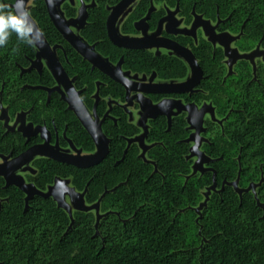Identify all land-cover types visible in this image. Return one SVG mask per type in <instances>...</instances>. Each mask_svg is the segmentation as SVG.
<instances>
[{"label": "trees", "instance_id": "obj_1", "mask_svg": "<svg viewBox=\"0 0 264 264\" xmlns=\"http://www.w3.org/2000/svg\"><path fill=\"white\" fill-rule=\"evenodd\" d=\"M16 0H5L10 6ZM89 17L81 35L97 52L123 70L162 81H181L189 66L168 51L125 49L109 38L110 7L120 0H84ZM180 8L179 17L189 27L193 10L218 24L219 32L240 35L238 45L250 51L264 47V0H139L123 19L120 31L139 35L135 23L144 18L154 3ZM94 4V6H91ZM30 14L47 41L59 45L57 54L75 80L89 110L96 104L103 131L110 139V153L98 165L80 168L47 157L33 160V174L26 179L43 191L56 177L70 179L78 191L86 190L88 205L100 201V219L95 211L60 208L53 198L35 196L26 207V194L17 186H6L0 176V264H264V62L241 60L228 74L225 53L208 39L169 35L190 47L204 71L198 91L192 94H152L157 103L167 97L201 104L209 100L222 126L207 119V141L202 149L211 158L204 173L193 174L188 158L191 134L186 113L174 115L171 126L166 116L149 121L146 158L129 139L142 133L124 108L126 89L93 68L60 33L50 18L45 0H33ZM66 18H76L78 8L70 2L61 7ZM165 7L155 9L149 19L154 32ZM168 36V34L164 33ZM37 48L13 33L0 48V114L8 109L11 120L28 112V121L45 124L62 147L71 139L77 148L92 153L94 140L58 92L51 94L56 79L48 66L42 72L31 68ZM108 113V115H107ZM40 136L29 140L17 130L8 131L0 121V155H19ZM239 179V187L256 184L255 190L240 195L228 183ZM217 183L207 205L197 212L203 191Z\"/></svg>", "mask_w": 264, "mask_h": 264}, {"label": "water", "instance_id": "obj_2", "mask_svg": "<svg viewBox=\"0 0 264 264\" xmlns=\"http://www.w3.org/2000/svg\"><path fill=\"white\" fill-rule=\"evenodd\" d=\"M32 1L33 0H23L20 8L16 9L20 12H27L35 25L32 39L33 44L37 48V55L36 59L32 62L31 68L42 72L46 64L57 82V85L53 88L43 86H38L37 88H43L48 91V102L53 92H58L61 95V98L68 104V108L76 114L85 129L91 135L96 150L92 153L84 152L83 149L77 148L71 139H68L72 151H65L59 143L58 136L56 140L53 141L52 132L45 124L35 125L33 122L28 121V112L26 111L20 112L15 119L14 125H10L9 123L12 120L8 115V109L2 106L0 121L4 122L8 131L17 130L21 132L27 140L33 136H40L42 142L31 145L16 156L12 154L0 155L2 159L0 162V176L4 177L6 180V186L15 185L26 194V207H28L29 200L35 196L53 198L60 208L65 209L69 215L72 216L71 205L67 202V196H69L76 211L87 212L96 209V226H98V221L101 216L99 213L100 201L88 205L85 199L86 190L80 192L74 186H70L68 184V182L71 183L70 179L58 176L55 178L54 183L50 185L46 191H43L38 189L34 183L26 181L25 177L18 173L21 170H30L31 173H34L35 170L32 169V162L38 157H47L80 168H88L103 162L110 153V139L103 131L104 119H100L97 113L99 94L97 93L95 95L96 104L94 109L92 111L89 110L81 97V91L75 86L74 78L69 76L58 57L57 49L59 45L52 46L47 41L37 22L31 16L29 8ZM66 1L72 2L73 0H45L50 18L56 28L64 38L92 64L93 68L99 69L114 81L124 86L127 100L124 104V108L128 111L129 116V106H132L135 101L140 106L141 119L138 126L143 128V132L129 139V145L134 142L138 143L142 149L141 157L145 158L146 152L150 147L146 143L149 134V121L156 119L158 116H166L169 121V126H171L174 115L186 113L188 128L194 130L186 141L189 143L195 142V145L190 148V155L188 158L198 156V160L193 164V174H197L198 171L202 174L208 170L207 165L210 163L211 158L202 149L204 142L202 133L206 130L204 127L205 114L207 112L213 113L214 109L208 105L199 108L198 104L195 102L186 103L182 99L172 96L155 103L150 96L152 94H192L198 91V86L204 78V71L192 49L182 45L169 35H185L195 39L198 29L203 28L205 33L209 35L208 40L214 46H217L216 43H218L219 46L223 47L225 56L231 57L230 63L239 59L248 60L253 65L254 73L256 72L254 58L258 55L257 50L242 54L237 49L231 48V42L234 38L226 37L229 32H219V22L214 25L210 20L197 14L195 9L193 10L194 21L190 28L186 26L182 27V19L178 18L180 11L179 6L174 10H168L167 14L160 19L157 29L151 32L148 19L155 10L154 5H152L148 14L135 23V28L139 32V35H125L120 31V24L139 0H120L116 5L109 8L110 13L107 18L108 35L115 45L125 49H150L158 52L165 49L169 53L182 58L190 69L188 77L181 81H156L158 78L156 72L150 76L148 81L146 77H143L142 80H138V73L132 75L131 71L123 70V58H121L116 65H113L109 59L97 52L95 45H90L81 35V30H83L88 22V9L90 5L82 0L83 4L78 10V16L76 18H66L61 11V7ZM15 3L12 5H15ZM91 6H94V4ZM164 33L168 34V36ZM238 38H240V35ZM228 184L232 185L240 195L251 189L254 191L256 187V184H252L248 188H241L239 187V179ZM208 190V199L205 203L201 204L200 207L207 205L210 194L217 190V183L215 182L211 187H208ZM196 210L197 212H201L198 208H196Z\"/></svg>", "mask_w": 264, "mask_h": 264}, {"label": "rangeland", "instance_id": "obj_3", "mask_svg": "<svg viewBox=\"0 0 264 264\" xmlns=\"http://www.w3.org/2000/svg\"><path fill=\"white\" fill-rule=\"evenodd\" d=\"M67 2H70L72 5H75V6L78 8V10L80 9V7H81L82 4H83L82 0H73L72 2H71V1H67ZM64 3H65V2H64ZM30 5H31V3H30ZM154 7H155V9L160 8V7H165V8L167 9V11H168V10H174V9L169 8L168 6L164 5L163 3H157V2L154 3ZM178 18L181 19L179 16H178ZM119 24H120V23H119ZM214 25H215V24H214ZM182 27H184L183 24H182ZM188 28H190V26H189ZM238 36H239V35H236V34H233V33H228V35H226V37H232V38H234V40L231 42V48L237 49V50H238L240 53H242V54H243V53H250V52H252V51H254V50H257V54H258V55L255 56V58H254V62L256 63V65H257V61H258V60H261V61L264 62V47H262L261 44H258L254 49H252V50H250V51H242L241 48H240V46L238 45V40H239ZM199 37H204V38L208 39V38H209V35H207V34L205 33V31L203 30V28H200V29H198V31H197V35H196V38H195V42H198ZM216 45L219 46L218 43H216ZM161 51H167V50L164 49V50H161ZM241 60H245V59H239V60H237V61H235V62H233V63H230V61H231V57H228V56L226 57V59H225V64H226V66H227L228 74H229V73H234V72H235V69H236V67H237V64H238L239 61H241ZM252 66H253V65H252ZM256 68H257V66H256ZM132 75H134V73H132ZM143 77H146L147 81H148V79L150 78V76H148V75L138 74V80H142ZM158 80H160V79L157 78L156 81H158ZM204 105L211 106V107L214 109V110H213V113H211V112H207V113L205 114V122H206L207 119H209V120L213 121L214 123H216L218 126H222V124H223V122H224L225 119L220 118V117L217 115L216 108H215V106L213 105V103H212L211 101H209V100H206V101H203L201 104H198L199 108L203 107ZM1 110H2V108H1ZM128 110H129V112H130V119H131V121L138 125L139 122H140V119H141V109H140V106H139V105L137 104V102L135 101V102L133 103L132 106H129V107H128ZM0 115H1V114H0ZM14 123H15V120H12L9 124H10V125H14ZM204 127H205V129L207 130V127H206L205 124H204ZM141 129H142V132H143V128H142V127H141ZM206 130H205V131H206ZM192 131H194V130H191V132H192ZM205 131L202 133V136H203V138H204V142H205V140L208 139L207 136L204 134ZM204 142H203V143H204ZM191 145H192V146L195 145V142H191ZM61 147H62V146H61ZM62 149L65 150V151H68V152H71V151H72L71 148H70V146H68V147H62ZM145 158H146V156H145ZM191 159H193V161L195 162V161L198 160V156L191 157ZM1 161H2V159H1V157H0V162H1ZM32 169H34L33 166H32ZM18 173L21 174V175H23V176L25 177V179H26V175H27V174H33V173H31L30 170H21V171H19ZM197 173H199V171H198ZM26 181H28V180L26 179ZM68 184H69L70 186L72 185V184L69 183V182H68ZM254 190H255V189H254ZM203 195H204V199H203V201L201 202V204L205 203V202L207 201V199H208V195H209V190H208V188L205 189V190L203 191ZM67 202L71 205L72 213H73L74 211H76L75 208H74V206H73L72 203H71V200H70L69 196H67ZM201 204H200V205H201ZM200 205H199V207H197V208L200 209V211H201V210H202V207H204V206L200 207ZM93 211H95V212H96V215H97V211H96V209H94ZM96 223H97V218H96Z\"/></svg>", "mask_w": 264, "mask_h": 264}, {"label": "clouds", "instance_id": "obj_4", "mask_svg": "<svg viewBox=\"0 0 264 264\" xmlns=\"http://www.w3.org/2000/svg\"><path fill=\"white\" fill-rule=\"evenodd\" d=\"M23 0H16L15 5L10 6L5 0H0V48H3L14 33L16 37L31 45L35 25L27 12L19 9Z\"/></svg>", "mask_w": 264, "mask_h": 264}]
</instances>
